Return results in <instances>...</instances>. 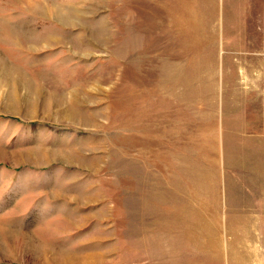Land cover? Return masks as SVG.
I'll list each match as a JSON object with an SVG mask.
<instances>
[{"label":"rangeland","instance_id":"1","mask_svg":"<svg viewBox=\"0 0 264 264\" xmlns=\"http://www.w3.org/2000/svg\"><path fill=\"white\" fill-rule=\"evenodd\" d=\"M180 2L0 0V264H264V75Z\"/></svg>","mask_w":264,"mask_h":264},{"label":"crops","instance_id":"2","mask_svg":"<svg viewBox=\"0 0 264 264\" xmlns=\"http://www.w3.org/2000/svg\"><path fill=\"white\" fill-rule=\"evenodd\" d=\"M180 1V18L184 24L189 20L191 28L189 50L214 52L212 62L217 66L219 59L221 68L258 66L264 75V0ZM194 21H204V44L200 42V32L193 31ZM262 84L264 110V79Z\"/></svg>","mask_w":264,"mask_h":264},{"label":"bare ground","instance_id":"3","mask_svg":"<svg viewBox=\"0 0 264 264\" xmlns=\"http://www.w3.org/2000/svg\"><path fill=\"white\" fill-rule=\"evenodd\" d=\"M69 15H62V17L60 18L61 21H64V22H70V18L68 17ZM66 24V23H64ZM96 37V36H95ZM31 48V47H30ZM35 50V49H34ZM88 55V54H87ZM136 55V54H135ZM168 65V64H167ZM166 72V75H167V79H170V77H176L175 74H176V67H174L173 65L172 66H167L164 73ZM57 101V100H56Z\"/></svg>","mask_w":264,"mask_h":264}]
</instances>
